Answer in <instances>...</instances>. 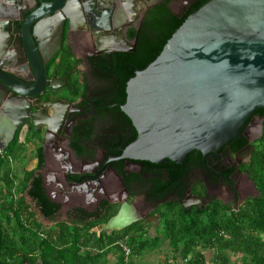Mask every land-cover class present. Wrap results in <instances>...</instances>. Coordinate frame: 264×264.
Here are the masks:
<instances>
[{
  "label": "flooded vegetation",
  "instance_id": "obj_1",
  "mask_svg": "<svg viewBox=\"0 0 264 264\" xmlns=\"http://www.w3.org/2000/svg\"><path fill=\"white\" fill-rule=\"evenodd\" d=\"M41 1L0 0V64L11 68L22 65L17 30H24L27 18ZM70 1V19L63 28L61 8L30 25L40 43L47 79L39 90L37 125L20 127L4 152L0 139V264H40L39 250L28 254L36 257L32 261L26 248L14 244L10 234L13 223L22 230L15 213L29 204L22 192L18 196L13 188L16 169L12 153L22 144L26 146L29 139L36 141V157L39 149L45 159L39 173L46 191L61 203L60 210L68 206V218V213L79 207L100 210L102 217L108 216L99 224L100 232L127 230L128 239L170 241L174 234L168 226L178 224L184 230L189 223L197 224L198 240L228 237L231 229L223 227L232 228L244 210L250 219L264 196V124L263 130L260 127L264 107L256 109L239 135L217 151L195 150L183 162L121 158L123 148L137 134L122 110L123 53L136 51L141 28L152 22V8L162 0ZM187 1L171 0L169 6L176 14L183 13ZM9 20L13 22L9 24ZM126 64L127 68L134 66L129 60ZM20 71L32 77L27 67ZM242 139L245 144L235 148ZM247 145L254 146L249 157L241 154ZM81 177L84 180L80 182ZM30 197L39 208L37 200ZM123 203L132 206L137 220L119 230L107 229L106 223ZM27 214H21L26 225ZM259 234L263 237L264 232Z\"/></svg>",
  "mask_w": 264,
  "mask_h": 264
},
{
  "label": "water",
  "instance_id": "obj_2",
  "mask_svg": "<svg viewBox=\"0 0 264 264\" xmlns=\"http://www.w3.org/2000/svg\"><path fill=\"white\" fill-rule=\"evenodd\" d=\"M192 1L178 13L180 17L196 0ZM70 3L41 1L24 30H17L22 65L0 64L3 152L20 127L37 125L39 120V90L47 76L40 43L30 25L61 8L63 28L70 19ZM24 67L32 77L20 71ZM126 93L122 110L137 136L123 148L121 158L183 162L193 150L217 151L239 135L256 109L264 107V0H208L186 17L156 59L143 69L136 68ZM263 124L261 119V130ZM253 149L247 145L241 154L249 157ZM132 210L123 203L106 228L119 230L136 221Z\"/></svg>",
  "mask_w": 264,
  "mask_h": 264
},
{
  "label": "trees",
  "instance_id": "obj_3",
  "mask_svg": "<svg viewBox=\"0 0 264 264\" xmlns=\"http://www.w3.org/2000/svg\"><path fill=\"white\" fill-rule=\"evenodd\" d=\"M207 1L196 0L181 17L170 8L171 0H162L152 8V22L141 28L136 51L123 53L125 61L121 69L125 73L122 81L125 101L127 80L135 75L136 68L143 69L156 59L168 39L185 21L186 17ZM126 60L132 61L134 66L127 68ZM136 136L137 134L134 138ZM244 144L245 139H242L235 148ZM76 146L79 147V144ZM37 157L38 162L35 168L26 171L23 186L28 188L29 194L37 200L45 217L53 220L61 208V203L52 200L46 191L43 176L39 173V168L44 166L45 159L42 152L39 154V149ZM11 172L13 171L11 170ZM14 179L15 176L11 179L12 183ZM20 208L21 210L18 209L15 213L17 222L21 225L22 230L31 231L32 235V240L26 249L27 256L31 252L39 250L40 264H100L111 252L119 255L115 264H125L124 255L118 244L120 240H128L133 248V254H142L148 247L153 248L160 242L154 239L137 240L135 237L128 239L126 236L130 232L127 230L114 234H109L105 230L101 232L93 230L108 219V216H101L100 210L90 212L84 208H76L68 213V220L58 222L53 228L38 221L29 205L20 206ZM23 211L28 213L27 225L22 221ZM192 219L195 218L192 217ZM168 228L170 233L174 234L169 243L175 253L179 252V257L185 261V264H208L205 254L207 250L213 251L214 264H230L228 255L230 253H242L243 264H264V239L259 234L264 232V196L254 208L250 219H247L244 210L240 216L236 217L232 228L223 227L231 229L228 237L218 240H198L199 230L196 223H189L184 230L178 224H171ZM253 231H257L258 234H254ZM40 233H44L46 236L42 237ZM184 236L187 239L183 240ZM28 258L32 261L36 260V257L28 256ZM175 259L178 260L177 257ZM131 264H135L134 261ZM167 264L175 263L169 260Z\"/></svg>",
  "mask_w": 264,
  "mask_h": 264
},
{
  "label": "rangeland",
  "instance_id": "obj_4",
  "mask_svg": "<svg viewBox=\"0 0 264 264\" xmlns=\"http://www.w3.org/2000/svg\"><path fill=\"white\" fill-rule=\"evenodd\" d=\"M179 1V0H177ZM181 2L183 0H180ZM188 2V1H187ZM183 4V8L182 10H184V8L186 7V5L188 3ZM20 139H23L22 137H20ZM28 139V137H27ZM36 141H34L33 143L30 142V146L26 145L25 148L23 149V155H19V159L14 158L15 161V179L16 181L13 184V188L15 189V191L18 192V196L19 193L22 192V195L25 196V198L28 201V205L30 206L31 210H34L36 213V216L38 217L39 221L42 222L43 224H45L48 227H53L55 228V226L57 225L58 222L61 221H66L68 220V216L66 214L67 210L69 209L67 205H65L63 207V209L60 210L58 216L56 218H54L53 220H50L48 218H44L42 213L40 212L39 208L34 205L32 198L30 197V195L28 194V188H24L23 184L25 182V174L27 171V168H29V166H33L37 163V157H36V153L35 150L33 151V146H35ZM28 151L32 152V161L29 162V157H28ZM28 223V222H26ZM52 225V226H50ZM17 227V229L15 228V223L12 224L11 229H10V234L12 237H14L15 241H17V243L14 241V244L22 247V248H28V244L31 242L32 240V235H31V231L28 230H21ZM34 229V228H33ZM97 232H100V226H96L95 229ZM46 236V235H45ZM264 237V235H263ZM20 238L22 240H24L23 242L20 241ZM179 252L175 253L174 252V248L170 245L169 241H160L159 244L153 248H147L145 250V252H143L142 254H133L132 255V261H134L137 264H167V262L170 260L172 263L175 264H185L180 257H179ZM243 254L242 253H231L230 254V258H231V263L230 264H243V258H242ZM178 258V260H176L175 258ZM206 258L208 260V264H214L213 262V251L211 250H207L206 251Z\"/></svg>",
  "mask_w": 264,
  "mask_h": 264
},
{
  "label": "crops",
  "instance_id": "obj_5",
  "mask_svg": "<svg viewBox=\"0 0 264 264\" xmlns=\"http://www.w3.org/2000/svg\"><path fill=\"white\" fill-rule=\"evenodd\" d=\"M20 141H23V140L21 139ZM30 142L33 143L34 141H32V140L29 139L28 143H26V144L30 146ZM21 143H22V142H21ZM22 145H23V147H22ZM22 145L20 146L19 150H18V149H15V150H14V153H12V155H13L15 158H17V159H19V158H18L19 155L22 156V155L24 154V153H23V149H24L25 145H24V144H22ZM28 157H29V162L32 161V158H31V157H32V152H31V151H28ZM36 164H37V163H36ZM36 164L33 165V166H31V167L29 166V168H27V170H31V169L35 168ZM43 217L46 218L45 216H43ZM44 225H45V224H44ZM93 229H95V228H93ZM95 231H96V230H95ZM118 257H119L118 253L111 252V253L107 256V258L104 259L103 262H101L100 264H115L116 261L118 260ZM134 263L137 264V263L135 262V259H134Z\"/></svg>",
  "mask_w": 264,
  "mask_h": 264
},
{
  "label": "built area",
  "instance_id": "obj_6",
  "mask_svg": "<svg viewBox=\"0 0 264 264\" xmlns=\"http://www.w3.org/2000/svg\"><path fill=\"white\" fill-rule=\"evenodd\" d=\"M42 237H45L44 233H40ZM120 249H121V253L124 255V263L125 264H131L132 262V255H133V248L132 246L129 244L128 240H120L118 242Z\"/></svg>",
  "mask_w": 264,
  "mask_h": 264
}]
</instances>
